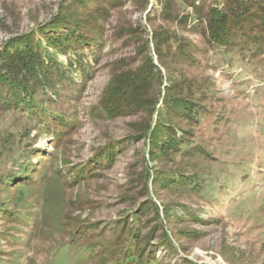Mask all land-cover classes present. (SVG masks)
Instances as JSON below:
<instances>
[{
	"label": "rangeland",
	"instance_id": "rangeland-1",
	"mask_svg": "<svg viewBox=\"0 0 264 264\" xmlns=\"http://www.w3.org/2000/svg\"><path fill=\"white\" fill-rule=\"evenodd\" d=\"M57 23L85 44L63 54ZM12 40L53 82L38 114L0 99V264H264V0H0Z\"/></svg>",
	"mask_w": 264,
	"mask_h": 264
},
{
	"label": "trees",
	"instance_id": "trees-1",
	"mask_svg": "<svg viewBox=\"0 0 264 264\" xmlns=\"http://www.w3.org/2000/svg\"><path fill=\"white\" fill-rule=\"evenodd\" d=\"M234 1L236 2V0H232V2ZM239 5L242 6L243 4ZM239 5L237 8L231 5H229V7L225 6L221 10H219V7L216 5L209 9V39L213 41L223 40L232 25L240 24L243 18L245 19L249 16L247 14V12H249L248 5H244L246 7H240ZM52 27L53 31H56V34L53 33V35L47 37L54 46L62 50L63 54H66L65 49L72 44L79 43L81 46L85 44V40H83L81 35L77 32L74 33L75 31L73 29L70 28L67 30L68 33H63V31L60 30L63 27L62 24L57 23ZM241 27L242 26H239V28ZM16 44H18V42L12 40L10 44L7 45V49L0 52V99L9 96L14 100L16 106L24 104L28 106V110H31L33 114L35 113L34 110H37L38 114L40 110L33 105L35 102L33 99L38 89H46L53 82V77H50L47 72V70H51L47 65L50 60L42 53L40 49L41 46L34 49V47L26 42L23 44L21 43L22 45ZM76 52L77 50L75 53ZM145 73V70H139L138 73L132 71L115 73V76H113L109 84V89L113 90L112 92L114 95L119 93L128 94L139 90L141 83H146L147 81H142V77L145 76ZM175 104L174 107L176 108L183 106L186 114H189L188 116L193 114L192 109H189L185 103L176 101ZM157 126L160 127L161 125L157 124ZM167 145L169 144L166 143V145H164V143H162L160 145L161 151H165ZM108 148L110 149L109 152L113 150L111 146H108ZM107 157L113 158L109 156V153H107ZM95 160H100V158ZM132 257V255L129 256L130 264L133 260ZM125 262L129 263L127 261ZM144 264L147 263L144 262Z\"/></svg>",
	"mask_w": 264,
	"mask_h": 264
}]
</instances>
